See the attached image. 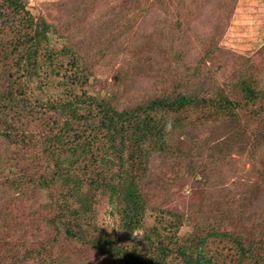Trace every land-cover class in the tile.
I'll return each instance as SVG.
<instances>
[{"label":"rangeland","instance_id":"1","mask_svg":"<svg viewBox=\"0 0 264 264\" xmlns=\"http://www.w3.org/2000/svg\"><path fill=\"white\" fill-rule=\"evenodd\" d=\"M18 2L23 8L13 13L0 0V84L17 94L14 106L28 98L36 101L41 99L39 95L58 93L63 68L79 52L91 65L88 81L76 90L82 87L100 98L113 96L120 106L146 101L174 82L166 75L167 65L174 67L163 57L166 42H172L170 52L198 73L197 79L203 80L205 88L234 85L242 66L264 86V0ZM25 11L37 23L32 32L25 27ZM43 21L54 29L47 40L32 45L38 50L37 65L28 69V75L23 49L16 50L14 44H25L27 34L39 31L38 22ZM4 47L14 52L6 54ZM100 47L103 50L97 54ZM51 53L55 55L48 60ZM55 66L62 69L57 76L51 71ZM46 69L48 74L38 77L37 73ZM41 81L47 86H39ZM6 82L14 85L9 87ZM233 88L228 94L238 97L239 88ZM159 115L169 118L170 124L177 119L174 113ZM239 115L238 128L236 122L231 126L221 118L204 122L199 112H192L188 118L180 115V127L170 130L165 142L167 151L157 144L148 162L138 167L143 228L131 235L124 233L120 201L115 204L118 197L114 195V203H109L110 190L103 187L93 191L95 220L90 227L83 226L88 235L83 240L65 238L60 227L64 216L71 218V209L79 203L64 211L59 205L53 213L55 220L49 222L37 206L45 198L43 190H38L33 191L38 194L29 210L15 180L35 163L38 148L13 151L10 146L7 150L0 134V183H5L0 188V264H141L152 252L145 242L154 228H159L158 238L171 250L170 264H186L187 255L195 254V234L203 241L197 252L205 254L211 264H264V151L253 153L250 136L264 132V114L251 117L241 110ZM243 127L247 129L245 135L241 134ZM3 130L0 125V132ZM247 140L250 143L244 145ZM30 151L35 157L29 156ZM64 192L57 185L50 194L64 200ZM73 223L72 231L80 230ZM99 235V242L90 245ZM261 237L263 244L259 243ZM239 243L245 254L238 250ZM252 253L259 257H251ZM127 256H131L130 263L125 260Z\"/></svg>","mask_w":264,"mask_h":264},{"label":"trees","instance_id":"2","mask_svg":"<svg viewBox=\"0 0 264 264\" xmlns=\"http://www.w3.org/2000/svg\"><path fill=\"white\" fill-rule=\"evenodd\" d=\"M3 2L6 8H12L13 13L23 8L18 0ZM167 7L169 5H166ZM25 13L28 14V11ZM24 23L31 32L37 24L29 14ZM38 27L39 31L32 33L31 36L27 34L25 44L24 42L14 44L16 50L23 49L22 55L25 56V69L28 75H31L28 69L32 70L37 65L38 50H33L32 45L38 44L42 39L47 40V34L54 29L45 21L38 22ZM166 44L163 49L166 55L163 57L166 61L174 63V67L167 65L169 69L166 71V75L174 79L172 87L165 85L157 94L135 105L120 106L113 96L100 98L81 90L82 87L76 90V86L86 84L88 81L91 65L85 63L81 52L75 53V57L63 68L60 80L62 83L58 82L60 90L56 94L39 95L41 99L36 101L28 98L22 101L21 105L14 106L12 103L17 94L5 90L7 88L2 89L3 86L0 84V125L4 127L0 134L6 140L7 150H11V146L13 151L22 147L38 148L39 151L35 163L24 169V173L15 180L22 201L28 202V208L32 210L38 194V192L34 194L33 191L43 190L44 201L37 206L44 210L45 219H50L49 222L55 220L53 213L57 212L59 205L64 211L65 207L70 210L73 203H79L75 209H71V218L66 214L64 222L63 219L61 223L59 222L65 238L83 240L85 234L88 236L84 227H90L95 220L93 193L95 191L97 193L103 187L110 190L109 203H114V195L118 197L115 204L120 201L122 219L126 225L124 233L131 235L143 228L145 213L137 182V177L140 178L137 174L140 169L138 167L148 162L150 153L157 144L163 151H167L165 142L168 135H171L170 130L180 127L181 116L188 118L192 112H199L204 122L211 120L212 117L215 121L221 118L231 126L236 122L238 128L241 121L239 111L244 110L251 117L264 114V86L254 81L251 73L247 74L243 66L238 71L234 85L205 88L203 80L197 79L198 73L182 62L178 54L174 56L173 51L170 52L172 42ZM4 49L6 54L14 52L8 51V47ZM102 50V47L97 48L96 53ZM86 53L90 57L94 55ZM52 54L48 60L55 55ZM19 61H22V58ZM54 70V76H57L62 69L59 66L51 67V71ZM37 74L38 77L44 78L48 70H42ZM6 84L9 87L14 85L13 82ZM41 85L47 86L43 81L39 83V86ZM231 87L239 88L238 97L234 98L233 94H228L232 92ZM15 104L18 105V102ZM161 112L174 113L176 121H171L170 124L169 118L167 120L164 115H159ZM24 125L26 126L23 127ZM246 130L243 127L241 134L245 135ZM250 136L253 141V153L263 154L264 132L258 131ZM248 143L250 142L247 140L244 145ZM29 156L35 157L32 151L29 152ZM118 167L120 170L116 172ZM126 173H129L128 177ZM4 185L5 183H0V188ZM57 185L66 190L63 193L64 200L56 199L50 194L52 188ZM85 187L88 189L84 190ZM88 190L91 192L88 193ZM69 196L73 197L72 200L68 199ZM252 201V198H249V202ZM59 218H63V215ZM71 221L80 230L72 231ZM149 235L151 238L149 237L145 244L152 252L149 257L141 260V264H170L167 260L171 250L158 238L161 235L159 228H154ZM261 235L264 236V230ZM194 236L195 254L187 255L186 264H206L202 262L204 260L211 264V260L206 259L205 254L201 256L197 252L198 245L203 241L196 237V234ZM99 238L100 235L95 237L96 240L90 242V245L97 244ZM104 242L110 243L108 239H104ZM259 243L263 244L262 237ZM238 245L240 251L243 244ZM109 247L116 249L112 243ZM241 251L245 254V250ZM130 257L125 258L127 263H130ZM251 257H259V254L252 253Z\"/></svg>","mask_w":264,"mask_h":264}]
</instances>
